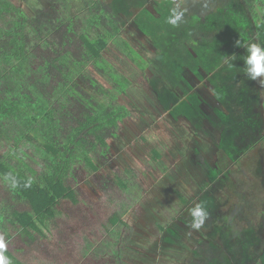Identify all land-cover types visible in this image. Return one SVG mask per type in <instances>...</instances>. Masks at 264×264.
Listing matches in <instances>:
<instances>
[{
	"label": "trees",
	"instance_id": "trees-1",
	"mask_svg": "<svg viewBox=\"0 0 264 264\" xmlns=\"http://www.w3.org/2000/svg\"><path fill=\"white\" fill-rule=\"evenodd\" d=\"M77 1L82 4L78 11H72L70 4ZM239 2L243 8L239 16H250L255 27L253 43L264 46V0ZM216 3L219 8H227L232 0ZM185 6L190 16L194 14L197 18L195 27L201 26L204 19L200 12L209 8L206 2L189 0ZM123 24L122 17L105 0H47L32 14L12 0H0L3 240L18 236L30 244L59 231L64 217L63 202L81 201L73 182L78 169L93 175L98 168L95 158L107 157L110 140L119 138L122 123L133 116V110L118 101L120 95L128 93L132 81L107 57L106 51L114 45L147 81L151 56L146 57L126 38ZM90 67L106 80H100ZM249 83L259 86L260 125L239 156L244 152L247 156L252 152L253 156L261 151L264 160V86L255 80ZM241 97L247 100L243 93ZM225 111L229 112L228 108ZM158 156L160 153L156 152ZM136 171L119 170L115 184L107 182L103 186L105 203L111 205L113 214L102 223L100 237L98 234L83 237L78 245L82 256H91L103 261L102 264H128L124 253L133 233L125 217L141 198ZM251 201L247 199L244 203L255 214ZM261 202L260 241L252 242L253 234L236 242L231 238H210L216 247H204L195 264H226L227 258L230 264H264V198ZM238 219L250 225V232L254 233L257 219L241 215L232 222ZM4 255L11 264H79L76 256L63 261L34 254L19 258L7 249Z\"/></svg>",
	"mask_w": 264,
	"mask_h": 264
},
{
	"label": "rangeland",
	"instance_id": "rangeland-1",
	"mask_svg": "<svg viewBox=\"0 0 264 264\" xmlns=\"http://www.w3.org/2000/svg\"><path fill=\"white\" fill-rule=\"evenodd\" d=\"M12 1L28 14L47 3V0ZM105 1L120 12L125 26L123 32L135 48L146 57H150L148 49L155 58L161 55L160 63L147 70L149 80L155 78L157 72L161 74L160 68L174 79H182L185 67L183 51L186 47L198 58H204L200 63H194L192 71L198 73L196 69L201 66L203 70H208L212 92L221 106L228 108L230 117L226 121L230 132L217 170L220 174L227 173L217 179L207 177L205 167L200 164H215L216 157L212 154L215 147L210 143L215 139L209 138L208 141L205 134L196 139L189 127L192 124L180 117L183 113H192L190 109L178 102L166 87H151L135 65L111 44L106 51L107 57L132 81L128 93L120 95L118 101L129 106L133 116L123 122L119 138L110 140L111 149L107 157L95 158L98 168L93 175L78 169L73 182L81 201L76 204L63 202L61 209L64 217L60 221V230H54L49 236L30 244L14 236L4 240L6 249L19 258L34 254L63 261L76 256L79 264H102L103 261H96L91 256H82L78 245L85 236H101L102 223L113 214L111 205L105 203L107 197L104 196L103 186L107 182L115 184L117 171L128 168L137 170L141 198L125 217L133 233L124 253L126 263L190 264L200 258L198 250L203 244L198 239L201 234H206L202 237L204 244H211L209 239L213 237L231 238L236 242L251 234L254 235L252 242L260 241L262 215L259 212L264 198L262 152L258 151L253 156L250 152L246 165L237 167L239 164H233L239 152L252 142L253 134L260 125L257 90L253 88L249 91L246 87L251 81L244 67L247 51L245 47L237 46V41L244 45L242 33L246 31V27L242 29L245 22L239 16L243 13L239 0H233L227 8L217 7L216 0H198L205 1L209 7L200 29L207 40L199 45L191 43L189 25H183L168 38V32L173 27L167 23L171 9L177 2L182 8V4L189 0H156L161 8L157 16L144 8L147 0ZM81 4L82 1L71 2V10L78 11ZM226 59L231 66L225 62ZM90 69L94 75H99L100 80H106L96 70L98 75L93 68ZM198 76L201 78L199 73ZM236 90L240 93L239 97ZM241 93L247 100L241 97ZM197 142L206 153V163L199 166L197 163L201 158L197 154L201 151L195 150L197 154L192 156L191 150ZM156 152L160 156L156 157ZM233 194L242 200L233 197ZM247 199L252 200L250 204L256 210L255 214L250 206L245 205ZM195 211L204 214L203 224L198 229L191 226L199 220L193 215ZM241 215L258 220L254 233L250 232V225L245 221L238 219L232 222L234 217Z\"/></svg>",
	"mask_w": 264,
	"mask_h": 264
},
{
	"label": "flooded vegetation",
	"instance_id": "flooded-vegetation-1",
	"mask_svg": "<svg viewBox=\"0 0 264 264\" xmlns=\"http://www.w3.org/2000/svg\"><path fill=\"white\" fill-rule=\"evenodd\" d=\"M158 3L159 1L156 4V0H147L144 5V8L149 12L151 11L156 16L160 15L161 8L158 6ZM185 5L182 4V8H181L183 10L185 9L182 22L180 23L178 27H172L169 30L168 38H171L173 34L176 33L177 30L181 28L183 25H189V28H191L190 34H189L191 43L199 45L201 42L207 40V38H205V36L202 34L200 30L203 24L201 26L200 24H198L197 27H195L197 18L193 16L194 14L190 16ZM113 10L115 9L113 8ZM115 11L116 13H118L117 10ZM138 11H140V9ZM206 13H208V9L202 10L200 12L204 21L206 19ZM118 14L120 15V12ZM245 14L247 15V13ZM243 20L245 22V26H243L242 29L246 27V31L244 32V34L242 33V40L244 44L253 43L254 40H256V37H255V27L251 25V17L247 15V17L243 18ZM170 43H172V41ZM153 48L155 49V51H157V48L155 47ZM184 51H183V54H184L183 62L185 64V67H184L183 72L181 73L182 79L181 78L174 79L170 75V73L165 74L163 73V70L160 68L159 70L162 76L161 74H159V72H157L158 74L156 75V77L149 80L150 86L151 87H158V86L166 87L169 90L168 92L171 93L173 97L177 98L178 102H182L183 104H185L187 108L190 109V112L192 113H190L189 115L183 113L182 116L180 117H182L184 120L192 124V125H189V127L192 128L193 136L197 137L196 139H198V137L202 134H205V139H207L208 141L210 140L209 138L215 139L213 141H210V143L213 144L215 147V149L212 150V154H214L216 157V160L214 162L215 164H213L212 166L209 163H206V160L204 158L205 152L203 151L200 143L197 142V144H195L191 148V150L193 152L192 156H194V154H197L196 153L197 151L195 150L198 149L199 151H201L200 154H197V156L201 158L200 162H198L197 165L199 166L200 163L205 162L206 165H202V164L200 165L205 167L206 172L208 174L207 177H215V179H217L225 175V173H227V172H222L221 174L218 173L219 171L218 160L220 158L221 153L224 151L225 149L224 146L228 140L230 129H229L228 122L226 120L227 118L229 119L230 116H229V113L225 111V108L221 106L220 102L217 100L218 97H216L215 93L212 92L213 88H211V85H210L211 84L210 83L211 74H207L208 70H203L202 66L199 69H196V71H198V73L201 75V78L198 76V73L195 74L192 71L194 68V63L196 62L200 63L204 58H198L197 54L189 50L187 47L184 48ZM148 52L150 53V56H151L150 58L151 64L149 65V67L154 64L160 63V56H161L160 54H158L159 55L158 58H155V56L151 55V52L149 49H148ZM178 59H179V56H178ZM244 67H245V63H244ZM147 73L148 72L146 71V74ZM213 74L214 75L216 74V69L213 70ZM249 87L256 88V90L259 88V86L252 85V84ZM257 93H259V90H257ZM175 101L176 100H174L173 102ZM211 116L213 117V119H210ZM215 135H216V138H215ZM206 157H209V156L206 155ZM249 160L250 159L248 158L247 153L244 152V154H241L240 156L238 155L235 157L233 164L234 166L239 164V167H240L241 165H246L249 162ZM209 181L210 180L208 179V182ZM204 235L205 234H201L200 235L201 237L198 239L200 243L203 244L201 245V248H200L201 250L200 249L198 250L199 253L200 251L204 249V247H207V249L210 247H213V248L216 247L212 243L204 244V241H202V237ZM232 250L233 249L230 248V251ZM195 260L191 261L190 264H195L194 262ZM226 262L230 264V258H227Z\"/></svg>",
	"mask_w": 264,
	"mask_h": 264
},
{
	"label": "clouds",
	"instance_id": "clouds-1",
	"mask_svg": "<svg viewBox=\"0 0 264 264\" xmlns=\"http://www.w3.org/2000/svg\"><path fill=\"white\" fill-rule=\"evenodd\" d=\"M184 11L181 10L180 3H176V6L171 9L170 15L167 18V23L173 27H178L183 20ZM237 46L245 47L247 51V56L245 58V74L251 79L258 81L262 86H264V46H260L256 43L241 45L237 41ZM229 63V60H225ZM229 66L231 64L229 63ZM195 217H199L197 222H194L191 226L193 228H200L203 224V213L200 211H195L193 213ZM6 249L5 242L2 237H0V264H11L10 260L4 255Z\"/></svg>",
	"mask_w": 264,
	"mask_h": 264
}]
</instances>
